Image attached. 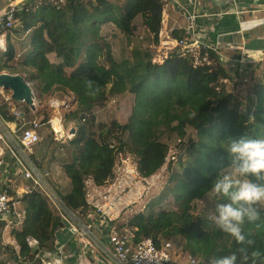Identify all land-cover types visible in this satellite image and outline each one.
Segmentation results:
<instances>
[{
	"label": "trees",
	"instance_id": "16d2710c",
	"mask_svg": "<svg viewBox=\"0 0 264 264\" xmlns=\"http://www.w3.org/2000/svg\"><path fill=\"white\" fill-rule=\"evenodd\" d=\"M162 11L163 0L25 1L17 8L12 27L0 28V35L6 33L0 73L22 74L39 98L56 92L73 97L75 109L67 117L74 121L75 133L66 144L62 165L70 188L67 192L57 190L72 213L83 218L90 213L83 179L91 177L102 185L110 178L118 153L133 155L141 176L150 177L161 169L168 154L162 136L174 134L182 145L192 130L194 138L188 141L186 155L177 161L178 171L174 168L169 173L168 183L173 187H166L125 226L133 230L135 243L147 237H179L184 241L183 250L198 259V264H213L233 252L237 264H264V211L258 221L243 225V244L213 229L205 213L193 214L194 202L205 196L216 174L227 164L220 142L242 135L264 137V80L242 99L227 87L239 75L237 69L219 64L213 52L209 53L210 64L194 66L192 59L178 54L154 64L151 51L129 49L137 18L149 35L150 46L157 45ZM106 29L124 38L130 50L127 57L115 58L108 41L112 37ZM182 34L173 31L171 36L180 39ZM12 35L25 36L24 52L18 59ZM188 93L200 95L186 112L173 109L176 96ZM125 94L133 96L127 123L95 125L93 109ZM28 111L24 107V116ZM0 113L4 120L15 121L8 105L3 104ZM168 196L176 209L162 208ZM21 206L24 221L20 230L11 232L18 253L10 246L5 248L10 250L12 261L23 259L24 264H33L39 253L55 251L54 234L61 220L38 192L24 195ZM28 237L38 242L36 249L28 247ZM257 252L258 257L253 255ZM76 255V247L70 246L67 264H74Z\"/></svg>",
	"mask_w": 264,
	"mask_h": 264
},
{
	"label": "built area",
	"instance_id": "2783aa9c",
	"mask_svg": "<svg viewBox=\"0 0 264 264\" xmlns=\"http://www.w3.org/2000/svg\"><path fill=\"white\" fill-rule=\"evenodd\" d=\"M50 1L54 4L63 2V0ZM16 11L17 7L14 6L0 16L1 29L7 30L12 27ZM198 19L199 16L195 12L188 14L187 26L181 38H168L173 46L168 50L165 49L167 50L165 53H160V49H158L152 57V63L160 64L168 55L178 54L192 59L194 66L208 65L211 52L216 54L219 64L234 65L238 71L240 70L239 72L253 63L244 54L232 59L223 57L216 45L209 40V25L199 22ZM160 40L158 39L156 48L161 46ZM0 50H4V46L0 47ZM223 83L227 84L228 82L223 80ZM5 92L0 89V108L3 104L8 105V113L15 121L4 120L0 113V157L8 156L7 164L4 163L5 160H0L2 176V178L0 177V181L2 180L0 184V222L10 228L21 227L25 218L21 199L31 192H38L46 198L51 208L60 217L61 226L63 225L67 229L68 242L73 240V243L79 244L82 256L89 252V255L93 257V264L199 263L198 259L182 248H176L170 240L159 238L154 240L152 237H147L137 243L134 242L133 230L128 229L125 224L133 215L145 210L146 206L142 204L144 193H140L137 186H146L149 183L148 178L154 174L150 177L141 176L137 160L131 154L118 153L115 156L111 176L102 185H97L91 177L83 179L84 198L90 210L85 218L68 210L59 199L57 189L50 184L53 178L51 172L39 170L37 163L27 152L41 142L39 130L43 127L50 130V133L53 134V141L57 143H61L65 139L69 140L74 135L70 131L64 132L59 117H54L46 122L37 119L26 121L23 112L17 108L18 104L12 101L11 93L8 91L9 93L4 95ZM168 159L175 161L176 153L169 151L165 163ZM11 175L13 178L10 177ZM17 180H20L19 184H16ZM59 230L61 228L55 234ZM95 230L98 231L99 237L94 234ZM55 234V251L42 253L43 256L40 257L42 264H67L69 255L65 253L66 245L57 243ZM88 235L92 236L94 245L85 243L88 239L91 240ZM26 243L31 249L38 247V242L33 238H26ZM93 246L98 249L97 257L94 255L96 251L91 248Z\"/></svg>",
	"mask_w": 264,
	"mask_h": 264
},
{
	"label": "rangeland",
	"instance_id": "374dc122",
	"mask_svg": "<svg viewBox=\"0 0 264 264\" xmlns=\"http://www.w3.org/2000/svg\"><path fill=\"white\" fill-rule=\"evenodd\" d=\"M7 1L8 0H0V8L2 4H8L9 1ZM134 26V36L132 38V43L128 48H140L142 51L149 50L154 56L157 52V48L156 46H150L151 40L148 37V34L144 27L141 25L140 18H137L135 20ZM104 31L108 32L110 31V29H106ZM113 33V31L108 32V34H110L112 37L110 38V40L108 39V41L111 42L113 55L117 59L127 57L130 50L127 48L124 38L122 36L116 35V33ZM0 39L4 40V50H0L1 52H4L6 50L5 32L0 35ZM24 39V35L11 36V41L13 42L16 49L17 59L18 56L24 52ZM14 63H16V61ZM253 68H255L253 64L249 65L247 68H244L243 71L239 72L240 74L238 73L239 75H237V77L231 80L232 82H229V84H227L228 89H234L242 99L247 98V96L251 93L253 86L264 80V67L261 69H259L258 67L255 69ZM230 69L234 71L236 67L234 65H231ZM19 75L24 78L22 74ZM243 75L246 76L243 77ZM28 84L33 90L32 84ZM33 92L35 97V111H28L27 115L25 116L26 121L31 120L32 118L37 119L38 121H43L44 119H47L46 121H48L54 117H59L62 121L64 132H69L72 129L75 130L74 121L67 117V115L75 109L74 99L72 96L62 94L61 92H56L52 95H44L39 98L38 94L34 90ZM8 93L9 92L6 91L4 95H7ZM199 95L200 94L198 93H188L181 96L177 95L172 108L175 110L186 112L192 105L193 101ZM132 105L133 96L130 94L109 98L102 106H98L93 109L92 113L96 118L95 125H108L112 121H116L121 125L126 124L131 112ZM24 107H26V105L24 104H18L17 106V108L21 112H24ZM39 133L41 134V142L32 147L31 150L27 152V154L32 156L33 160L37 163L42 172L46 170L51 172L53 178L50 184H52L55 189H58L61 192H67L70 186L67 183L68 180L65 178L66 176L63 172L62 165L65 162L64 155L66 154V144L69 140H62L61 143L52 141L51 138L53 139V134L50 133V130L47 127H43L41 130H39ZM17 135H19V133H17ZM193 138L194 132L192 130H188V136L185 142H182V145L178 144V138L174 134L165 133L162 136L161 140L168 145V152L171 151V153H176V160L171 161L169 160V158L167 160V163H165V165L161 169H159L151 178H148L149 183L146 186H137V188L141 191L140 193H144L142 202L143 205L147 207V205L152 200L156 199L159 195H161V193L165 191L166 187H173V184L168 183L169 173L174 168L178 171L177 161L186 155V147L188 141L192 140ZM5 161H8V159L5 158ZM19 181L20 180H17L16 184H19ZM1 183L2 180L0 181V184ZM214 203V200L205 199L204 196L202 199L194 202L193 214L198 215L203 212L209 217L214 210ZM138 208H140V206H138ZM162 208H167L169 210L176 209V205L174 204L170 196H168V198L162 203ZM60 228L61 230H59V232L57 233L56 239L60 243L66 244L68 242L67 240L69 239L67 229L63 225ZM93 232L94 234L98 233L97 230ZM88 236L92 240V236ZM85 240L87 239L85 238ZM169 240L172 241V244L176 248L183 249L184 241L179 237H173ZM88 241L90 242L89 239ZM85 243L87 242L85 241ZM92 245H94V243H92ZM3 247L4 246L0 245V251L1 249L6 250V248ZM8 251L7 256L9 257L10 251ZM42 256V253H39V256L36 258V261L33 264H42V260H40V257Z\"/></svg>",
	"mask_w": 264,
	"mask_h": 264
},
{
	"label": "crops",
	"instance_id": "0c3cea01",
	"mask_svg": "<svg viewBox=\"0 0 264 264\" xmlns=\"http://www.w3.org/2000/svg\"><path fill=\"white\" fill-rule=\"evenodd\" d=\"M8 1V4H2L0 10H3L14 0ZM25 1L28 0H18L15 7L20 8ZM192 12L199 16V22L209 25V40L216 45L223 57L232 59L244 54L253 61L252 64L255 68L264 67V0H163L159 32V40L161 39L162 44L156 50L160 49V53H165L173 46L168 38L173 39L171 36L173 31L184 33L187 26V16ZM236 69L238 71L237 67ZM245 76L243 75V77ZM5 158L8 159V156L3 155L0 160L4 161ZM6 162L8 161H4L5 164H7ZM0 177L2 178L1 170ZM10 177L13 178V175ZM67 183L69 184V180ZM20 228V226L17 228L6 227L3 222H0V245L4 246L3 248L10 246L18 253V247L11 232L20 230ZM55 235L57 236V234ZM97 236L99 237V235ZM56 242L60 243L58 240ZM86 242L92 245V240ZM67 243L65 244L67 255H69L70 246H75L77 249L74 264H93L94 260L89 252L86 253L89 256H82L83 253L79 244L73 243V240ZM91 248L96 251L94 255L97 257L98 249L94 246ZM2 250L0 251V264H24V260H20L21 262L12 261L10 256H7L8 249H6L7 251ZM78 258L80 259L77 260Z\"/></svg>",
	"mask_w": 264,
	"mask_h": 264
},
{
	"label": "clouds",
	"instance_id": "9594fccd",
	"mask_svg": "<svg viewBox=\"0 0 264 264\" xmlns=\"http://www.w3.org/2000/svg\"><path fill=\"white\" fill-rule=\"evenodd\" d=\"M220 146L227 164L205 193V199L215 201L207 219L213 229L243 244L246 242L243 225L258 221L264 211V137H227ZM247 243L250 245L252 241ZM253 255L258 257L260 253ZM213 264H237V254L221 256Z\"/></svg>",
	"mask_w": 264,
	"mask_h": 264
},
{
	"label": "water",
	"instance_id": "95a60500",
	"mask_svg": "<svg viewBox=\"0 0 264 264\" xmlns=\"http://www.w3.org/2000/svg\"><path fill=\"white\" fill-rule=\"evenodd\" d=\"M0 89L9 91L12 101L16 104H24L30 111H35L34 92L19 74L0 73ZM70 133L74 134L75 130L72 129Z\"/></svg>",
	"mask_w": 264,
	"mask_h": 264
},
{
	"label": "bare ground",
	"instance_id": "6f19581e",
	"mask_svg": "<svg viewBox=\"0 0 264 264\" xmlns=\"http://www.w3.org/2000/svg\"><path fill=\"white\" fill-rule=\"evenodd\" d=\"M17 3H18V0H14V1H12V3H10L7 7H5L3 10H0V16L3 15L4 12H5L7 9H9V8H11V7H14ZM3 46H4V40L1 39V40H0V47L2 48Z\"/></svg>",
	"mask_w": 264,
	"mask_h": 264
}]
</instances>
